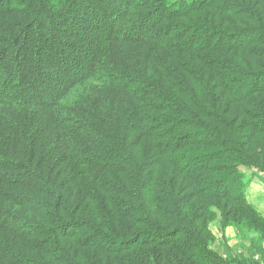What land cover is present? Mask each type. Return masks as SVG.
Instances as JSON below:
<instances>
[{
  "label": "trees",
  "instance_id": "16d2710c",
  "mask_svg": "<svg viewBox=\"0 0 264 264\" xmlns=\"http://www.w3.org/2000/svg\"><path fill=\"white\" fill-rule=\"evenodd\" d=\"M258 175L264 0H0V264H225Z\"/></svg>",
  "mask_w": 264,
  "mask_h": 264
},
{
  "label": "rangeland",
  "instance_id": "374dc122",
  "mask_svg": "<svg viewBox=\"0 0 264 264\" xmlns=\"http://www.w3.org/2000/svg\"><path fill=\"white\" fill-rule=\"evenodd\" d=\"M251 187L252 183L249 193ZM262 200L264 195L258 201ZM232 222L226 226L222 221L211 225L214 238L212 249L225 260V264H264V228L259 230L243 224L235 226Z\"/></svg>",
  "mask_w": 264,
  "mask_h": 264
},
{
  "label": "crops",
  "instance_id": "0c3cea01",
  "mask_svg": "<svg viewBox=\"0 0 264 264\" xmlns=\"http://www.w3.org/2000/svg\"><path fill=\"white\" fill-rule=\"evenodd\" d=\"M254 176V175H253ZM256 180H253L252 186L253 188L250 190L249 199L252 200L259 209L264 213V200L258 201L261 195H264V179L259 176L254 177ZM254 189V190H253Z\"/></svg>",
  "mask_w": 264,
  "mask_h": 264
}]
</instances>
